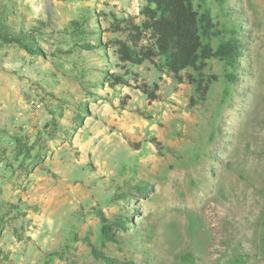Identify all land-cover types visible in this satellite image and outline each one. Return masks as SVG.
Segmentation results:
<instances>
[{"label":"rangeland","instance_id":"rangeland-1","mask_svg":"<svg viewBox=\"0 0 264 264\" xmlns=\"http://www.w3.org/2000/svg\"><path fill=\"white\" fill-rule=\"evenodd\" d=\"M208 1L213 47L237 31L243 56L208 61L201 101L150 62L82 47L120 37L113 15L140 22L146 0H13L41 53L0 42V264H105L93 247L132 264H264V0Z\"/></svg>","mask_w":264,"mask_h":264},{"label":"trees","instance_id":"trees-1","mask_svg":"<svg viewBox=\"0 0 264 264\" xmlns=\"http://www.w3.org/2000/svg\"><path fill=\"white\" fill-rule=\"evenodd\" d=\"M195 1L146 0L139 12L140 22H136L132 15L123 17L113 15L111 31L120 37L108 42H102L99 38L97 44L84 43L82 47L85 49L112 47L118 61L125 65L140 66L150 62L158 69L171 72L178 82L195 83L199 98L204 101L211 85V81L204 78V69L208 61L216 58L223 61L226 66L237 69L243 56V44L237 36L238 32L232 31L231 37L221 39L214 48L212 37L219 35V31L214 22L212 7L208 0H200L198 6ZM16 15L25 18L18 14L13 0H0V42L16 44L30 54H40L35 40V30L33 28L26 30L22 24L18 25L12 21L11 17ZM89 21L90 18H87L86 22ZM75 26L80 27L79 24ZM189 70L196 71L199 78L189 74ZM111 84L127 85L128 81L122 76L114 75ZM142 91L148 94L150 99L156 98L153 92L146 89ZM79 111L83 114L87 109L81 108ZM136 189L145 196L148 194L146 191H149L147 186ZM101 219L104 240L115 242L114 225L108 223L102 213ZM92 251L93 255L105 264H132L121 262L96 247H93Z\"/></svg>","mask_w":264,"mask_h":264},{"label":"crops","instance_id":"crops-1","mask_svg":"<svg viewBox=\"0 0 264 264\" xmlns=\"http://www.w3.org/2000/svg\"><path fill=\"white\" fill-rule=\"evenodd\" d=\"M17 187H18L17 185H14V186H13V188H12V190H13L12 192H13V193H17V192L19 191V190L17 189Z\"/></svg>","mask_w":264,"mask_h":264},{"label":"built area","instance_id":"built-area-1","mask_svg":"<svg viewBox=\"0 0 264 264\" xmlns=\"http://www.w3.org/2000/svg\"><path fill=\"white\" fill-rule=\"evenodd\" d=\"M24 102L27 104L28 102L26 101V100H24ZM29 104V103H28ZM30 105L32 106L33 105V103H30Z\"/></svg>","mask_w":264,"mask_h":264},{"label":"bare ground","instance_id":"bare-ground-1","mask_svg":"<svg viewBox=\"0 0 264 264\" xmlns=\"http://www.w3.org/2000/svg\"><path fill=\"white\" fill-rule=\"evenodd\" d=\"M211 217H212V220L215 222L216 220L214 219V216L211 215Z\"/></svg>","mask_w":264,"mask_h":264}]
</instances>
